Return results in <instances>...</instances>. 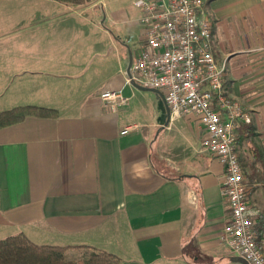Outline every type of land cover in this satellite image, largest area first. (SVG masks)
Returning <instances> with one entry per match:
<instances>
[{
    "label": "crops",
    "instance_id": "obj_1",
    "mask_svg": "<svg viewBox=\"0 0 264 264\" xmlns=\"http://www.w3.org/2000/svg\"><path fill=\"white\" fill-rule=\"evenodd\" d=\"M204 7L212 51L227 63L223 87L248 113L238 152L249 205L264 218V0ZM123 17L106 0H0V112L57 111L0 127V239L88 245L119 264H236L221 238L225 166L201 149L194 116L161 125V96L127 82L141 48L118 33ZM139 17L136 7L142 47ZM107 90L127 101L106 105Z\"/></svg>",
    "mask_w": 264,
    "mask_h": 264
},
{
    "label": "built area",
    "instance_id": "obj_2",
    "mask_svg": "<svg viewBox=\"0 0 264 264\" xmlns=\"http://www.w3.org/2000/svg\"><path fill=\"white\" fill-rule=\"evenodd\" d=\"M134 5L144 42L131 61L127 82L161 92L169 110L166 127L184 115L196 118L203 131L201 149L225 166L222 195L230 219L221 238L230 255L264 264V231L258 239L253 227L257 212L247 199L236 136L238 121L248 119V113L223 87L227 63L212 51L204 0H134ZM100 97L111 107L127 101L120 90L103 91Z\"/></svg>",
    "mask_w": 264,
    "mask_h": 264
},
{
    "label": "trees",
    "instance_id": "obj_3",
    "mask_svg": "<svg viewBox=\"0 0 264 264\" xmlns=\"http://www.w3.org/2000/svg\"><path fill=\"white\" fill-rule=\"evenodd\" d=\"M83 4L89 0H59ZM55 117L54 109L36 106L22 105L0 112V127L11 125L23 120L26 116ZM240 140V134L237 140ZM256 157L255 161H260ZM247 191V189H246ZM264 218L261 214L254 218V230L258 239L264 231ZM81 249L86 251L78 259H69L67 251ZM0 264H119V258L107 251L88 245L61 246L45 245L33 242L24 233L19 232L0 239Z\"/></svg>",
    "mask_w": 264,
    "mask_h": 264
},
{
    "label": "rangeland",
    "instance_id": "obj_4",
    "mask_svg": "<svg viewBox=\"0 0 264 264\" xmlns=\"http://www.w3.org/2000/svg\"><path fill=\"white\" fill-rule=\"evenodd\" d=\"M108 2V11L109 13L113 12V10L121 9L123 12V19H121V23L117 25L118 33L121 37H128L130 40H133L130 44V48L132 52H136L137 49L141 48V41L139 38L138 30L139 27L131 23V19H133L136 15V6L134 5V0H106ZM86 251L79 249H70L67 251V257L69 259H78L82 255L85 254Z\"/></svg>",
    "mask_w": 264,
    "mask_h": 264
},
{
    "label": "water",
    "instance_id": "obj_5",
    "mask_svg": "<svg viewBox=\"0 0 264 264\" xmlns=\"http://www.w3.org/2000/svg\"><path fill=\"white\" fill-rule=\"evenodd\" d=\"M131 61H132L131 56H129L128 63L126 66V72L128 75H130ZM134 84L138 87H141V88H147V87H143L141 85H138L136 83H134ZM147 89H151L152 91L157 92L161 96V100L158 101V107L160 110L158 120H159L161 125H165L168 121L169 110H168V108H167V106L163 100L162 94L158 89H155V88H147ZM230 260L236 264H249V262L247 260H245L244 258H242L240 256H232L230 258Z\"/></svg>",
    "mask_w": 264,
    "mask_h": 264
}]
</instances>
